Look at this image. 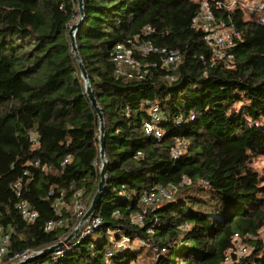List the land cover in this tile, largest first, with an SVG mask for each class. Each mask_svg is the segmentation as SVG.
I'll use <instances>...</instances> for the list:
<instances>
[{
	"label": "trees",
	"instance_id": "16d2710c",
	"mask_svg": "<svg viewBox=\"0 0 264 264\" xmlns=\"http://www.w3.org/2000/svg\"><path fill=\"white\" fill-rule=\"evenodd\" d=\"M235 1L233 9L210 2L240 35L228 60L215 58L192 26L201 1L84 0L76 45L106 129L108 174L93 214L102 224L58 250L60 259L56 251L28 264H264V175L254 167L264 159V0H252L255 11ZM79 22L78 0H0V226L11 234L8 259L68 238L82 219L76 203L88 210L101 182L99 120L69 37ZM148 27L154 45L180 51L183 62L168 72L148 56L144 80L117 77L115 47ZM155 107L161 139L144 129ZM173 186L174 200L144 213L146 196ZM22 202L37 212L35 222L21 218Z\"/></svg>",
	"mask_w": 264,
	"mask_h": 264
},
{
	"label": "built area",
	"instance_id": "2783aa9c",
	"mask_svg": "<svg viewBox=\"0 0 264 264\" xmlns=\"http://www.w3.org/2000/svg\"><path fill=\"white\" fill-rule=\"evenodd\" d=\"M217 5L221 7L220 3H217ZM192 26L195 29L201 30L204 34L205 44L216 50L214 53L215 58H227L228 60L234 58L230 51L235 47V42L240 35L236 32V27L233 24L217 20L210 2H201L199 13L193 19ZM153 33V29L148 27L144 30L141 36L129 39L125 43L118 44L115 47L111 55V62L115 66V74L117 77L139 81L144 80L149 73L151 65L142 63L141 58L148 56L159 57L162 61V69H166L168 72L174 70L183 62V57L180 51L156 47L152 40L149 39ZM151 115L153 120L145 124V133L146 135H152L157 139H161L164 136V132L159 126L160 118L158 107H155L152 110ZM33 138V141H35L36 137ZM184 183L186 185L190 184L188 179H184ZM14 188L18 192L17 195L20 196L22 189L21 181L16 183ZM177 191L178 187L173 186L170 189H160L157 192L146 196L143 199L146 206L144 213H146L147 209H150L153 206L174 200ZM55 208H59V203L55 205ZM16 209L21 218L27 223H33L38 218L37 212H35L27 202L19 203L16 206ZM76 209L79 212L78 219L81 216L83 217L87 212V208L79 201L76 203ZM133 221L142 224L143 216H138ZM101 224V218L92 215L86 223V229L84 227L83 235L86 237L93 230L98 229ZM63 225V221L50 222L46 225L45 230L52 231ZM10 235V233L6 232L3 227L0 226V264H24L29 258L41 253L26 250L25 252L16 254L8 259ZM246 252L247 249L244 248L239 254L244 255ZM63 253L64 252L62 251H57L55 254L56 259H60ZM225 264H228V262Z\"/></svg>",
	"mask_w": 264,
	"mask_h": 264
},
{
	"label": "water",
	"instance_id": "95a60500",
	"mask_svg": "<svg viewBox=\"0 0 264 264\" xmlns=\"http://www.w3.org/2000/svg\"><path fill=\"white\" fill-rule=\"evenodd\" d=\"M78 5H79L80 22L75 23L70 27L69 37H70V41H71L72 52L75 55V59L78 63V66H79V69L81 72V78H82L84 85H85L86 95H87L88 99L90 100V103H91L94 111L96 112V114L98 116V120H99V130L98 131H99V147H100V160H101V170H100L101 182L99 184L97 194L95 195V198L93 199L90 208L85 213V215H84L81 223L79 224L78 228L68 238H66L63 242H60L57 245H54L48 249H45L39 255H36L34 257L29 258L24 264H28V263L36 260L39 257L45 256L48 254H53L54 252L63 249L65 247V245L69 244L74 237L78 236V234L80 233V229H81L82 225L84 224V222L88 221V219L94 214L95 209H96L98 203L100 202L101 196H102L103 191L106 187V177L108 174V162L106 159V152H105V147H106L105 120H104L103 112H102L101 108L99 107L97 100L94 96V92L92 90V84H91L90 78L88 76V73H87L84 65H83L82 59L79 55V51H78V48L76 45V36H77L78 31H79V28H81V26L83 24V20L85 17L84 0H78Z\"/></svg>",
	"mask_w": 264,
	"mask_h": 264
},
{
	"label": "rangeland",
	"instance_id": "374dc122",
	"mask_svg": "<svg viewBox=\"0 0 264 264\" xmlns=\"http://www.w3.org/2000/svg\"><path fill=\"white\" fill-rule=\"evenodd\" d=\"M197 1H208V2H211V1H215V0H197ZM243 2H244V4H245V6H246V9L247 10H249V11H255L256 10V8L254 7V6H252V0H242ZM236 6V1L235 0H225V7L227 8V9H233L234 7ZM178 152H179V150H177ZM254 167H255V169L258 171V172H260L261 173V175H264V159H262V158H260V159H258L257 161H255L254 162ZM176 197V196H175ZM76 211H77V209H76ZM79 213V212H78ZM84 217V216H83ZM83 217H82V219H83ZM82 219L81 220H79V223H78V225H77V227L73 230V232L78 228V226H79V224L81 223V221H82ZM86 223H87V221L86 222H84V224L82 225V227H81V229H80V233L82 234L83 233V231H84V227L86 226ZM85 229H86V227H85ZM72 232V233H73ZM71 233V234H72ZM79 233V234H80ZM79 234H78V236H79ZM78 236H76V237H74L72 240H71V242L73 241V240H75V238H77ZM110 237H112V236H110ZM112 240H113V238H111ZM65 239H63V241H64ZM62 241V242H63ZM122 246H123V244H121ZM66 246H69V244H66L65 245V247ZM64 247V248H65ZM146 248H148L147 246H145ZM68 247H66V249H67ZM237 248H238V253L241 251V250H243L245 247L242 245V244H238L237 245ZM16 264V263H15Z\"/></svg>",
	"mask_w": 264,
	"mask_h": 264
}]
</instances>
